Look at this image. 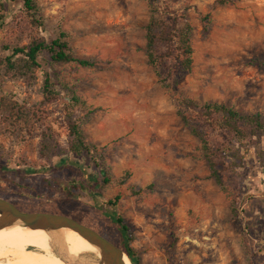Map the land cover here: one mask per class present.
I'll return each mask as SVG.
<instances>
[{"label": "rangeland", "instance_id": "374dc122", "mask_svg": "<svg viewBox=\"0 0 264 264\" xmlns=\"http://www.w3.org/2000/svg\"><path fill=\"white\" fill-rule=\"evenodd\" d=\"M0 1L5 8L0 49L26 45L31 38L50 41L64 32L73 55L94 63L91 68L44 65L31 84L0 79V98L29 115L16 128L0 116V198L28 212L80 214L113 244L105 225L114 212L129 227L140 264H264V137L241 149L240 167L222 170L228 189L222 192L198 139L177 115L175 95L147 64V0H34L41 27L27 21L21 4ZM213 2L170 0L192 27L193 66L176 91L199 103L259 114L264 122V0L216 8ZM206 14L208 24L201 19ZM45 73L58 91L49 103L42 94ZM63 86L94 111L81 130L86 142L99 148L110 173V183L84 200L62 195V185L50 193L38 182L55 174L63 182L96 176L86 157L65 153L70 107ZM85 114L75 110L74 117ZM47 128L57 149L44 156ZM117 196L116 207H108Z\"/></svg>", "mask_w": 264, "mask_h": 264}, {"label": "trees", "instance_id": "16d2710c", "mask_svg": "<svg viewBox=\"0 0 264 264\" xmlns=\"http://www.w3.org/2000/svg\"><path fill=\"white\" fill-rule=\"evenodd\" d=\"M11 1L21 4L22 11L32 26H42L41 18H38L39 10L34 0ZM236 1L238 0H214L213 7L227 6ZM147 3L149 7L148 21L145 26L147 64L157 80L175 95L178 117L189 133L198 139L201 157L207 164L210 177L216 186L226 193L228 189L221 175L222 170H235L242 165L241 149L247 148L257 139L264 137V122L259 114L243 115L223 104L199 103L183 98L177 93L176 86L193 66L192 27L185 15L172 7L170 0H147ZM4 12V3L0 1V21L3 19ZM209 18V14H206L201 19L203 23L208 24ZM0 50L5 53V56L0 58V79L23 80L28 84L35 81V72L44 65L77 64L84 68L94 66L93 62L77 59L73 55L68 35L64 32H58L50 41L31 38L26 45H3ZM50 78V74L45 73L42 94L46 103L54 101L58 96V91L54 89L55 83ZM63 88L69 94L70 107L65 116L68 137L65 153L76 158L86 157L89 164L96 170V176L87 179L78 177L74 181L63 182L55 174L53 179L41 177L38 182L42 185L41 189H48L50 193H54V187L62 185V195L75 200H84L110 183V173L99 148L87 143L81 130L85 118L87 119L94 111L73 91L65 86ZM75 110L86 111V114L81 118L74 117ZM0 116L8 121L9 126L16 128L20 123L27 122L29 115L16 102L8 98H0ZM215 135L218 137L216 140L213 139ZM56 149L54 134L50 128H47L46 132H42L41 152L47 156ZM62 168L52 170L59 171ZM72 171L79 176L83 175L74 169ZM118 201L117 196L108 201L106 205L116 207ZM12 205L21 212L33 213L25 211L18 205ZM231 211L233 216H237L238 211L234 206ZM63 213L68 214L66 217L90 228L83 223L86 221L80 214ZM57 215L63 214L58 213ZM107 219L109 223L105 225V231L108 234L101 233L113 240L114 244H112L126 255L131 264H140L138 254L131 247L133 236L129 227L114 212L108 215ZM92 230L100 232L96 228ZM112 230L116 232L113 234Z\"/></svg>", "mask_w": 264, "mask_h": 264}, {"label": "water", "instance_id": "95a60500", "mask_svg": "<svg viewBox=\"0 0 264 264\" xmlns=\"http://www.w3.org/2000/svg\"><path fill=\"white\" fill-rule=\"evenodd\" d=\"M16 226L44 231L49 238V247L64 264H124L123 258L128 260L118 247L94 230L69 217L40 212L24 213L10 202L0 198V231ZM62 230L77 233L97 251V255L83 253L72 257L63 243L60 234ZM129 264L131 263L129 262Z\"/></svg>", "mask_w": 264, "mask_h": 264}, {"label": "bare ground", "instance_id": "6f19581e", "mask_svg": "<svg viewBox=\"0 0 264 264\" xmlns=\"http://www.w3.org/2000/svg\"><path fill=\"white\" fill-rule=\"evenodd\" d=\"M69 254L76 257L83 253L97 255V251L77 233L60 232ZM124 264H129L123 258ZM0 264H64L49 247V238L42 230L13 227L0 231Z\"/></svg>", "mask_w": 264, "mask_h": 264}]
</instances>
